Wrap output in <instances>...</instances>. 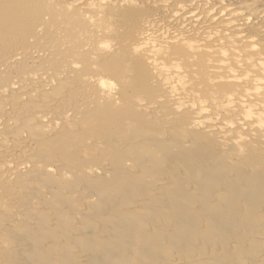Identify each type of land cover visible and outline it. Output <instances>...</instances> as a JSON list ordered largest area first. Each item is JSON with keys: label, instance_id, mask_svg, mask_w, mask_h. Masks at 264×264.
Listing matches in <instances>:
<instances>
[{"label": "bare ground", "instance_id": "6f19581e", "mask_svg": "<svg viewBox=\"0 0 264 264\" xmlns=\"http://www.w3.org/2000/svg\"><path fill=\"white\" fill-rule=\"evenodd\" d=\"M209 3L0 0V264H264V0Z\"/></svg>", "mask_w": 264, "mask_h": 264}, {"label": "rangeland", "instance_id": "374dc122", "mask_svg": "<svg viewBox=\"0 0 264 264\" xmlns=\"http://www.w3.org/2000/svg\"><path fill=\"white\" fill-rule=\"evenodd\" d=\"M114 1V0H113ZM207 0H199V5L206 4ZM253 0H210V8L214 15L219 18L231 19L232 17L246 18L249 16L244 7L252 3ZM164 5L170 12H180L189 18L196 16L198 6H194L191 0H164Z\"/></svg>", "mask_w": 264, "mask_h": 264}]
</instances>
